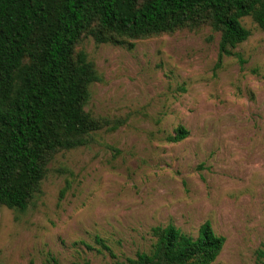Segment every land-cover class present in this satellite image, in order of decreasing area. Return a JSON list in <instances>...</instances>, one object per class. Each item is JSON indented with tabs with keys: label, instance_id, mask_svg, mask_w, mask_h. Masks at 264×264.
I'll return each mask as SVG.
<instances>
[{
	"label": "rangeland",
	"instance_id": "1",
	"mask_svg": "<svg viewBox=\"0 0 264 264\" xmlns=\"http://www.w3.org/2000/svg\"><path fill=\"white\" fill-rule=\"evenodd\" d=\"M242 24L250 36L221 58L208 25L123 45L83 37L75 49L98 76L84 109L109 125L54 156L24 211L0 205V264H130L153 227L195 238L205 222L225 239L211 264H258L264 31ZM178 127L188 136L169 142Z\"/></svg>",
	"mask_w": 264,
	"mask_h": 264
},
{
	"label": "trees",
	"instance_id": "2",
	"mask_svg": "<svg viewBox=\"0 0 264 264\" xmlns=\"http://www.w3.org/2000/svg\"><path fill=\"white\" fill-rule=\"evenodd\" d=\"M245 17L264 31V0H0V205L24 211L54 156L89 145L109 125L84 109L98 76L75 49L83 37L123 45L208 25L220 35L221 58L250 36ZM187 136L178 127L167 139ZM151 235L130 264H211L225 242L209 222L195 238L172 224ZM256 261L264 264V245Z\"/></svg>",
	"mask_w": 264,
	"mask_h": 264
}]
</instances>
